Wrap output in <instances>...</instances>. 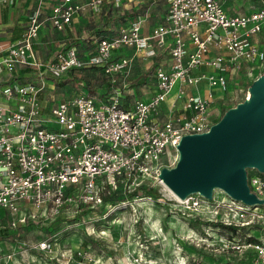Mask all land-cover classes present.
Wrapping results in <instances>:
<instances>
[{"label":"built area","instance_id":"1","mask_svg":"<svg viewBox=\"0 0 264 264\" xmlns=\"http://www.w3.org/2000/svg\"><path fill=\"white\" fill-rule=\"evenodd\" d=\"M153 1L58 0L48 20L64 31L75 19L101 13L104 6L139 13ZM166 1L164 23L147 36L139 13L115 35L94 38L91 53L66 45L52 59L41 61L35 49L45 22L44 0H39L21 38L0 47V264H37L33 257L38 255L51 264H104L81 247H72L69 241L75 233L26 244L18 241L20 231L40 221L50 233L64 226L67 233L82 228L95 235L90 226L94 231L100 217L118 207L108 202L109 196L119 188L130 196L144 185L161 184V172L173 168L183 137L207 133L221 120L212 97L186 90L207 83L226 92L243 64L264 62V50L252 40L264 30V0H245L258 3L247 14H229L221 0ZM155 46L169 48V62L155 68L149 99L131 96L124 85L102 95L84 89L60 100L45 98L47 91L55 90L46 80L85 68H101L115 84L134 61L124 51L154 57ZM213 52L217 54L211 56ZM202 68L207 70L200 72ZM177 86L180 111L172 109L163 117V105ZM248 183L264 200V177L250 174ZM240 203L228 205L221 222L225 237L218 245L213 234H206L215 248L206 245L205 251L210 259L219 253L236 255L234 261L220 264H264V213L260 206ZM144 259L130 258L128 264H158Z\"/></svg>","mask_w":264,"mask_h":264},{"label":"rangeland","instance_id":"2","mask_svg":"<svg viewBox=\"0 0 264 264\" xmlns=\"http://www.w3.org/2000/svg\"><path fill=\"white\" fill-rule=\"evenodd\" d=\"M222 1L226 3L228 9L235 8L234 0ZM54 2L55 0H46L45 6L47 9L45 10H47V16ZM163 2L159 6L154 4L145 10L139 11L146 19L145 24L146 21L150 25L162 21V17L165 16L168 10L167 1L163 0ZM107 9L110 14L106 18L110 20H106L102 12H90L89 17L72 27L73 35L68 39L65 37L70 35L71 32H55L51 27L52 24L47 21L38 49L41 59L46 60L54 52L63 50L66 45L76 44L84 49L86 43L93 40L95 36L100 34L102 36L106 32L115 35L119 26L124 23V21L121 22L116 18L124 17L125 13L129 11L124 7H108ZM18 18L22 23L26 22L24 17L19 16ZM131 19L130 17L127 18V20ZM105 22H109V25L106 31H103L102 27ZM63 38L68 41L64 46ZM126 56L134 59V66L129 69L119 83H111L114 88L139 76L148 78L161 62V60L158 62L156 60L152 61L144 52L130 51L126 53ZM262 64L263 67L260 70L263 71L264 62ZM256 79L249 76H239L238 73L230 78L228 90L223 93L222 99L218 102L217 113L220 118L224 117L229 109L236 107L247 99L249 88L252 87ZM93 80L99 82L97 86H103L104 89L110 88L101 72L97 70H78L74 71L70 77L66 75L61 79L54 80L50 78L46 80V84L53 83L55 85V90L53 92L47 91L45 98L47 101L51 97L59 100L67 98L74 93L82 92L86 84L93 82ZM178 158L174 157L172 159L173 168L176 166ZM246 172L249 177L250 174L258 171L247 168ZM262 175L264 177V174ZM151 187L147 191L136 193L134 196H129L124 188H119L112 196H109L121 199V201H118L117 208L106 213V217H100L102 212L97 214L100 219L95 223L94 231L90 226L91 232L95 234L93 236L84 233L82 228L73 229L72 232L70 230V233H67L64 226L58 227L50 233L49 230H45L47 227L42 224L43 222L38 221L33 225V228L27 227L21 230L18 241L26 244H37L54 234H62L61 237H64V234L66 236L75 233V237L69 241L72 247H81L84 251H88L94 261L104 264H113L117 261L128 264L130 258L145 261V256L158 264H220L234 261L236 255L227 256L224 253H219L214 259H210L208 252L205 251L206 245L212 249L215 247L206 239V234H213L218 245L219 240L225 237L226 231L223 229L221 222L228 214L227 207L228 205H241L240 201L234 202L226 197V203L223 204L222 200L225 193L221 189H216L211 198L200 194H192L178 201L164 184H154ZM125 201H129L131 204L122 206L121 203ZM196 202L202 204V207L194 206ZM259 206L260 212L264 213V204ZM249 207L253 208L254 206ZM85 219L88 220V218ZM33 260L37 264H47L49 262L41 255L36 256V259L33 257Z\"/></svg>","mask_w":264,"mask_h":264},{"label":"water","instance_id":"3","mask_svg":"<svg viewBox=\"0 0 264 264\" xmlns=\"http://www.w3.org/2000/svg\"><path fill=\"white\" fill-rule=\"evenodd\" d=\"M174 168L160 179L181 199L214 189L246 205L264 204L250 190L246 169L264 174V75L249 88V98L229 109L209 132L184 136Z\"/></svg>","mask_w":264,"mask_h":264},{"label":"crops","instance_id":"4","mask_svg":"<svg viewBox=\"0 0 264 264\" xmlns=\"http://www.w3.org/2000/svg\"><path fill=\"white\" fill-rule=\"evenodd\" d=\"M3 1L4 0H0V47L5 46L6 44H8L11 41H16V40H19L21 38L23 31H24V28H25V25H26V22L22 23L18 17L19 16L21 18L24 17L27 20V17L31 13V11H33L39 5V0H13V1H9L7 3H4ZM78 1H85V0H78ZM45 2H46V0H44V3H43V8H44L43 9V20L45 22H44V25L42 27L40 37L37 40L36 45H35V49L37 51V57L41 61L50 60V58L52 59L58 53V52H54L52 54V56H50L46 60L41 59V57L39 56V52H38L39 43L42 40V33L46 28L45 23L48 21L49 24H51L48 19H49V16L51 15V12H52L54 5L58 2V0H55L53 6L51 7L52 9H50V12L48 11V16H47V10H45V9H47L45 6ZM221 2L229 14H247V13L254 11L258 7L257 2L255 3V2L245 1V0H234L233 3L235 4V8L232 7L231 9H228L226 7V3L225 2L223 3L222 0H221ZM162 3H164L163 0H156V1L150 2V3H148V5H146L144 7V10L147 7L153 6L154 4L159 6ZM24 14L26 15V17ZM89 14L90 13H87L86 15L82 16L81 18L75 19V21L73 22V24L71 26H68L64 31H59V32L60 33H63L66 31L71 32L70 35H67L65 38L68 39V38H70V36L72 37V35H73V33L71 31L72 27H74L76 24H78L81 20L89 17ZM166 14H165V16L162 17V21L157 23V24L150 25L148 23V21H146V24L144 23L145 25H143V34L145 36L149 35L154 27H156L159 24L164 23ZM143 19H144V21L146 20L144 17H143ZM51 27H52L53 31L58 32V30H56L53 27V25H51ZM110 35H112V34H107L106 36H110ZM263 36H264V30L258 36L253 37L252 40L255 44H257L258 46H260L264 50V37ZM65 38H63V41H64L63 46L66 45L65 44L66 42H68V41H65ZM94 38H97V37L95 36ZM49 41L51 42V40H49ZM91 41L92 40H90L88 43H86V47L84 49H82V51H84V53L87 51L91 53L95 49V46L91 43ZM130 51H135V50H127L126 52L124 51L125 55L124 54L123 55L126 56V53H128ZM155 52H156V55L154 57H149V58H151L152 61L156 60L157 62L161 60L160 65H157V66H161V65L166 66L169 62V48H167V47L163 48V47L155 46ZM214 54H217V52H213V54L211 56H214ZM134 63L135 62L133 61L132 67L134 66ZM261 67H263V64H248V63L243 64L241 66L240 70L238 71V75L244 76V77L249 76L251 78H257L258 79L264 75V70L263 71L260 70ZM206 70H207L206 68H202V70L200 72H205ZM126 74L119 76V82L125 77ZM141 78H142V76H139L137 78L129 80V82H123L122 84L128 88L127 92L131 96L142 94L147 99H149L152 96V94L154 92V87H155L154 86V80H153V74L151 76H149L148 78H145L143 80ZM179 88L180 87L177 86L176 89L169 95L167 101L164 103L163 108H162L163 117H165L164 115H167L172 109L176 110L177 112L180 111L181 104H180V101L177 99L178 98L177 93H178ZM186 91L188 93L196 95V96H202L205 98L212 97L213 104L217 105V106H218V102L220 101V99H222L223 93H225L220 88L211 89L207 83H202L197 87L188 88Z\"/></svg>","mask_w":264,"mask_h":264},{"label":"trees","instance_id":"5","mask_svg":"<svg viewBox=\"0 0 264 264\" xmlns=\"http://www.w3.org/2000/svg\"><path fill=\"white\" fill-rule=\"evenodd\" d=\"M108 8V6H104L103 7V10H102V13H103V16L106 18L109 14H110V12H109V10L107 9ZM138 15V12H135V11H129V12H126L125 13V16L124 17H122V18H116L117 20L119 19L121 22H125L126 20H127V18L128 17H130V18H135L136 16ZM106 20H110L109 18H106ZM109 25V22H105L104 23V25H103V27H102V30L103 31H106V28H107V26ZM107 33L108 32H106V34H104V35H102V36H106L107 35ZM101 36V34L100 35H98V36H96V37H102ZM84 71H89V70H97V71H99V72H101L102 74H103V77H104V79H106V81H107V83L110 85V88H106V89H104V87L103 86H97V84L99 83L98 81H94L93 80V82H88L87 84H86V86H85V90L86 91H88L90 94H92V95H102L105 91H107L108 93L111 91V89H112V87H114L113 85L111 86V83H112V78L110 77V76H108V75H106L105 73H104V71L101 69V68H85V69H83ZM74 71H71V72H69L68 74H67V77H70L71 75H72V73H73ZM144 77H146V76H144ZM141 78L142 80L143 79H145V78ZM113 84V83H112ZM109 87V86H108ZM257 174L259 175V176H262L263 177V175L261 174V173H259V172H257ZM149 188H152L150 185H144V186H142V187H140L138 190H136L134 193H132L130 196H134V195H136V193H138V192H144V191H147ZM108 200V199H107ZM121 201V199H115V198H112V199H109L108 200V202H111V203H114V204H116V203H118V201ZM0 239H1V235H0Z\"/></svg>","mask_w":264,"mask_h":264},{"label":"bare ground","instance_id":"6","mask_svg":"<svg viewBox=\"0 0 264 264\" xmlns=\"http://www.w3.org/2000/svg\"><path fill=\"white\" fill-rule=\"evenodd\" d=\"M179 159H180V157H179ZM178 159V160H179ZM161 184L163 185L164 183H163V181H161ZM164 186L165 187H167L168 188V190H169V192L171 193V195L176 199V200H178V201H181V200H183V199H181L178 195H176L166 184H164ZM216 189H214L213 190V192L215 191ZM197 194H200V193H197ZM201 195V194H200Z\"/></svg>","mask_w":264,"mask_h":264}]
</instances>
